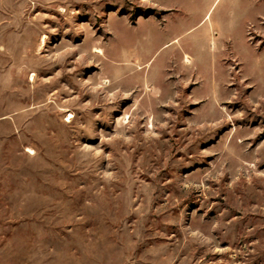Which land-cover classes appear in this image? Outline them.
<instances>
[{"label":"rangeland","instance_id":"1","mask_svg":"<svg viewBox=\"0 0 264 264\" xmlns=\"http://www.w3.org/2000/svg\"><path fill=\"white\" fill-rule=\"evenodd\" d=\"M152 6L0 0V264H264V24L213 51Z\"/></svg>","mask_w":264,"mask_h":264},{"label":"crops","instance_id":"2","mask_svg":"<svg viewBox=\"0 0 264 264\" xmlns=\"http://www.w3.org/2000/svg\"><path fill=\"white\" fill-rule=\"evenodd\" d=\"M152 4L154 13L140 18L134 29L153 41L208 42L210 50L226 45L237 52L251 47L252 30L264 24V0H152Z\"/></svg>","mask_w":264,"mask_h":264},{"label":"bare ground","instance_id":"3","mask_svg":"<svg viewBox=\"0 0 264 264\" xmlns=\"http://www.w3.org/2000/svg\"><path fill=\"white\" fill-rule=\"evenodd\" d=\"M100 53V52H99Z\"/></svg>","mask_w":264,"mask_h":264}]
</instances>
